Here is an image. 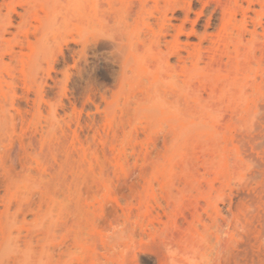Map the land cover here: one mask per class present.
<instances>
[{"label": "rangeland", "instance_id": "obj_1", "mask_svg": "<svg viewBox=\"0 0 264 264\" xmlns=\"http://www.w3.org/2000/svg\"><path fill=\"white\" fill-rule=\"evenodd\" d=\"M261 105L264 0H0V264H264Z\"/></svg>", "mask_w": 264, "mask_h": 264}, {"label": "bare ground", "instance_id": "obj_2", "mask_svg": "<svg viewBox=\"0 0 264 264\" xmlns=\"http://www.w3.org/2000/svg\"><path fill=\"white\" fill-rule=\"evenodd\" d=\"M261 108L264 109V106L261 105ZM264 117V116H263ZM263 119V118H261ZM264 120V119H263ZM246 157V156H245ZM252 161H254L255 159L252 157V156H248ZM245 159V158H244ZM246 160V159H245ZM258 166L262 165V164H259L258 161H254ZM251 164V163H250ZM257 166V167H258ZM251 196V195H249ZM264 216V215H263ZM264 224V223H263ZM264 227V226H263ZM245 247V246H244ZM242 245H237L235 247H230L227 251V256H226V264H235L236 263V259L238 257H247V251H246V248H244ZM200 248V247H199ZM190 249V248H189ZM191 250V249H190ZM196 250V249H195ZM195 250H193L194 252H196ZM199 250V249H198ZM192 251V250H191ZM249 252V251H248ZM190 253V252H189ZM197 253V252H196ZM195 254V253H194ZM208 255V254H207ZM202 259H203V256H201V254L199 255ZM198 256V257H199ZM205 256V255H204ZM206 258V257H205ZM189 259V258H188ZM192 259V258H191ZM200 259V258H198ZM196 260V259H195ZM247 261V260H246ZM252 261V264L253 263V260ZM197 262V261H196Z\"/></svg>", "mask_w": 264, "mask_h": 264}]
</instances>
